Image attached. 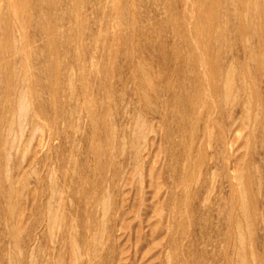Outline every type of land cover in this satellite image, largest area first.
I'll return each instance as SVG.
<instances>
[{"label": "rangeland", "instance_id": "obj_1", "mask_svg": "<svg viewBox=\"0 0 264 264\" xmlns=\"http://www.w3.org/2000/svg\"><path fill=\"white\" fill-rule=\"evenodd\" d=\"M135 1L141 4H136L137 6L133 7L134 13L137 15L135 19L137 21L139 18L141 19L138 24L145 22V26H150L151 23H146V20L150 18L151 22L154 23L152 27L154 25L155 28L157 27L156 30L148 26L149 31L153 30L150 31L151 36L156 33L153 36L156 41L152 39V43L150 40L148 43L153 46L159 44L157 48L147 44L148 39L144 36L145 40L142 36L140 37L145 43L142 44V39H138L140 35L138 36L137 32L134 33L132 26L129 27L131 29L129 32L131 37L135 35L133 43L136 42L135 46L140 45L135 47L132 40H130L131 43L126 40H129L130 37L127 35L129 32L124 31V28H127L128 25L126 18L124 16L123 18L122 15L125 14L123 11H127L130 7L128 0H117L116 2L115 15H120L124 22L119 19L121 22L119 23L120 31H118L119 27L116 28V25L109 32L111 33L108 36L109 40H112L111 37L115 40L112 48V61L111 57L108 60L107 56H102L104 49L102 50L101 40L103 38L97 42L94 41L99 33L97 26H100L99 28H102L101 25L104 26L100 22L104 19V16L101 12L97 13L92 4H88L87 1V3L84 2V9H81V13L83 12L81 17H88L84 30L86 31L84 39L88 43L84 40L82 46L83 52H85L84 60L88 59V63L85 62L87 69L83 78L80 79V72L75 63L77 61L74 56V49L70 48L73 45L69 44L66 39L64 43L63 39V45L59 46V60L63 63L62 68H67L73 76L74 91H78L77 93L80 96H82L81 89H84L87 94L89 93L86 103L96 115H94L97 118L95 125L89 121L86 111L80 112L81 114L73 112L74 119L68 120L74 103L68 99L70 90L67 87L64 88L63 84V87L61 85L60 88H64L66 91L61 89L58 94V98H62L60 99L62 104L57 103L55 105L54 99H52V96L50 97L49 89L46 87L48 83L44 79L45 74H40L38 70L35 71L38 67L44 65V63L42 64V61L44 62L42 57L46 54L40 56L41 58L38 59L40 62L35 60L36 62L29 64L30 67H34L31 69L35 71L37 77H44L39 80L34 75L33 83L36 87L38 82L36 91H38L42 105L46 103L43 105V107L45 106L44 114L41 115L33 106V99L31 116L33 117L35 114L34 116L38 117L39 120L34 118L40 122L47 118L48 122L45 119L44 121L49 124L52 122L53 125H49L52 132L59 128L64 133L59 130L54 132L63 134H54L56 136L51 147H46L41 142V146H43L40 147V144L37 143L40 153H38L39 155L35 154V156L37 155L35 159V156L32 155L33 152L28 154L26 152L25 157L21 156L22 152L17 153L22 160L21 158L18 159L16 152H14L15 156L13 154L11 157L13 159L10 160V171H13L12 173L17 177L18 171L15 169L17 166H14L22 162V169L24 168L23 172L25 174L21 172L22 176L24 175L23 179L18 178L16 181L19 191L18 196L21 194L20 197L22 198L14 196L13 201L10 200L13 203L20 201L18 204L15 203V206L18 205L17 208L20 206L24 211L19 207L23 212L21 214L20 211L21 216L19 214L16 219H8L9 216L7 218L9 198L6 196V188L3 187L5 185L4 179L0 180V264H235L236 261V264H238L240 262L238 254H240L241 260L244 257L246 258L243 261L244 263L247 262L246 264H264V71H258L257 60L255 61V59L249 57L250 52L248 53L249 47L255 45L254 48H257L258 51L264 42H259L256 36H251L249 38L250 43L252 42L251 46H244L242 43L245 44L246 41H239L233 46H223V49H219L222 54L224 53V56L221 55L220 65L225 68L229 64H234L238 68L240 75L239 77L236 76L235 85L237 87L239 84H236L240 81L239 78L245 81L246 85L250 87V91L253 88V91L248 94L254 95L251 96V99L255 102H251L253 108H251L253 111L251 115L254 118L249 119L250 122L248 119L245 122L248 123L249 127L245 125L242 127L243 129H240L241 131H238L245 138V141L243 138L237 144V151L226 155L220 151L219 136L228 133V126L234 119L242 118L244 104L240 101V103L236 102L231 106L229 105L231 108L226 105L227 108L224 104L225 107L221 104L220 100L217 102L216 99H219L220 96L219 90L214 94L209 85L211 81L209 75L211 73L208 74V72H210L211 65L208 67L210 63L208 58L201 57L200 62L196 61L197 59L196 62H193L192 58L184 57L186 58L184 59L183 56L179 57V55V59L174 54L187 49L186 37L182 38L185 31L181 30V28L183 29L182 22H184L183 5L185 0ZM188 1H191L192 4L195 2V0ZM57 3L51 9L45 8L44 3L43 11L46 12V15L43 17L45 20H55L60 27L64 26L63 28L70 29L72 24L75 25L73 21L70 22L71 13L69 14L70 11L68 10L70 9V0H57ZM158 3L160 4L157 9L156 5ZM180 13L182 16V18L180 17L181 21L178 20ZM140 14L141 16H138ZM120 16L118 18H121ZM159 17L169 22V24H160L159 21L162 19ZM95 21L99 24L96 25ZM176 21H179V23H176ZM122 23L127 26H123ZM180 23L182 26H178ZM63 28L62 30L65 31ZM95 30H98L97 33ZM161 30L163 33L160 32ZM122 31L125 33H122ZM233 33V36L236 35ZM122 35L123 37L124 35L127 36V38L125 37L126 41L123 40ZM136 35L138 38H136ZM232 35L231 37H233ZM90 39L94 40L90 42ZM122 41L130 44L126 43L125 45ZM93 42L95 46L97 45L96 47ZM42 44H45L44 39H42ZM90 44H92V47ZM160 44L162 46L165 44V50L164 46L162 47ZM114 50L118 52L116 53ZM140 50L141 52H139ZM132 52H135V56L137 55L136 57L133 56L135 59L132 57ZM148 52L151 58H149ZM122 54L127 56L124 55L123 58ZM141 54H145V56L143 57ZM63 56L66 60L63 59ZM141 56L144 58L146 66L152 65L151 69L149 66L147 68L155 76L153 78L154 76L151 75L154 83H156L155 89L159 92L155 91L160 94V98H158L159 95L156 93L154 106L152 105L153 110H151L152 108L149 110L146 105L144 106V103L139 101V95H137L140 76L136 72V62L133 61L143 60ZM146 56L149 57L146 58ZM250 58H252V61ZM96 60L101 62L97 64ZM105 60H108L106 65L108 70L111 68L107 75V77L109 76L108 79L107 77L102 79L105 78L103 77L105 74L101 73L102 61ZM109 61L111 64H108ZM147 62L150 64H147ZM208 68L209 71H206ZM201 71H205L204 74L201 73V77L199 76L201 81L203 79L205 82V77L207 81L210 78V81L208 83L206 81L204 87H201L203 90L205 89L201 93L203 95H201L202 99L200 101H202H199L200 104L198 102L196 104L191 101L196 96V94H193L197 91L194 83H196V78L198 80V74ZM63 74L62 72V77ZM192 79H194V83ZM42 85L47 89H44ZM0 93H2L0 95V102L2 103L5 99L2 87ZM49 98L52 99L51 102ZM219 110L222 112H219ZM227 111L229 114L226 113ZM45 112L50 114L47 115ZM62 114H65V116ZM138 117L145 119V124L148 123V130L152 128L155 131L156 135L151 134V131L148 133L150 137L147 144L149 158L152 157L155 161L152 159L148 163L141 162L142 166L139 165V162L136 164L137 168L141 167L142 170L138 168L135 171L133 167H136V160L131 155L133 152H130L132 151L130 148L133 147V143L130 142L132 140V142L138 143L140 140L143 142L142 139H146H139L134 133L136 130L135 121ZM73 120L76 122H73ZM69 121L73 122L72 125L75 126L73 130L69 127ZM111 122L112 127L116 126L115 129L118 133V136L116 133L117 137L114 140L115 144L118 146L120 142L123 146L125 145L122 147L121 152H118L116 145L114 147L117 151L113 150V143H110L113 152L109 149L111 137L108 138V136H110L109 127ZM106 125L109 126L106 127ZM29 127L31 129V124L24 132L25 139H28L31 134ZM133 134L138 138L137 140ZM154 137H156L155 140ZM121 140H124V142H121ZM153 140L154 143H152ZM92 143L98 144L101 149L100 154L102 153V155H99V158H95L92 153ZM118 147L120 148V146ZM109 156L116 163V167H112L114 163H111L112 159ZM144 159H146V155ZM30 161L34 163L31 165ZM25 165L26 167H24ZM26 185L28 186L26 187ZM52 185H54L55 190H53ZM23 189L25 192H23ZM241 195L245 196L247 208L252 211L248 210V213H245L242 210L239 202ZM49 198L53 201L54 208L59 206L58 218L53 224L48 223L49 217L46 212ZM241 217L243 221L241 223L244 225L238 223ZM244 217L245 219H243ZM18 218L21 220V222H18V227H20V231H18L19 239L22 241H20L21 243L18 242L20 249L15 245L14 240L13 245L9 233L12 223H15L14 220L19 221ZM245 220L249 225L245 223ZM21 224H23L22 227ZM238 230H241L240 233L243 232L240 235H243L246 239L240 240V235L237 234L239 233ZM243 240H245V243H243ZM242 247L245 249L244 251ZM15 248L17 251H15ZM16 252L19 254H15Z\"/></svg>", "mask_w": 264, "mask_h": 264}, {"label": "bare ground", "instance_id": "obj_2", "mask_svg": "<svg viewBox=\"0 0 264 264\" xmlns=\"http://www.w3.org/2000/svg\"><path fill=\"white\" fill-rule=\"evenodd\" d=\"M86 1L89 2L88 4H92V6L96 9V12L97 13L98 12H101L102 13V16H104V19H102L103 18L102 17L101 18L102 20L100 21L101 24H103L104 26L101 25L102 28H99L100 26H97L98 27V30H99V33L96 35V40L90 39V42H91V40H94V41L97 42L99 39H102L103 38L101 40L102 43L99 41L101 44H103L102 45L103 46L102 50L103 49L104 50L102 52V56H104V57L107 56L108 57V60H109V57H111V55H112L113 43L115 41V40H113L112 37H111L112 40H109V37L108 36H109V34L111 35V33H109L110 32V29L113 28V27L115 28V26L117 25L116 28L119 27V30L118 31H120V26H119L120 24L119 23H121L122 21L124 22V19L122 20V17L123 16L126 18V23L128 25L127 26V25H125V23H122V25L124 24L123 26H127V28H124L125 29L124 30L125 32L126 31L129 32V30H131L129 27L132 26L133 29H134L133 30L134 33L137 32L138 33L137 35L138 36L140 35L139 38L136 35L137 36L136 38H138L139 40L142 39V38L140 39L141 36L142 37L144 36L146 39H148V41L146 40L147 41V44H150V43H148L149 40L150 41L152 39L155 40L153 38V36L156 33L151 36L152 33L150 34V31L153 28L156 29L157 27L155 28V25L152 27V24H154V23L151 22L150 18H148L146 20V23H148V24L151 23L150 26L152 27V29L150 31H149V27H150L149 25L146 24L147 26H145V24H144L145 22H144L143 24L141 23L140 24L141 26H140L138 24V22H140L141 19L139 18L138 21L135 19V16L137 17V15H135L136 13H134L135 11L133 10V7H136L137 6L136 4H139L138 2L136 3L135 0H128L130 7L127 9V11H123L126 15L125 14L122 15V17L120 15H115V11H116V8H117V6H116L117 0H70L69 8L71 10L68 9L70 11L69 14L71 13L70 14L71 15V21L70 22L73 21L74 24H75V25L72 24V26H71L72 28L70 27V29H65V28H63L64 26L63 27L62 26L60 27L58 24H56V21L55 20H52L51 21L49 19V17H48L49 20H45V18L43 17V16L46 15L45 14L46 12L44 13V11H43L44 5H45V8L48 7L49 9H51V8L54 7L55 4H58L57 3V0H0V75H1L0 76L1 77L0 78L1 79V81H0V89L2 87V89L4 90V93H5L4 96L2 95L3 97H5V99L3 100L2 103L0 102L1 103V105H0V180L2 181L4 179L3 181H4V184L5 185H3V187L6 188V196L9 198L8 199V215H7V218H8V216L10 218H8V219H16V217H18V215L20 214V211L23 210V209H21L20 206L19 207H20L21 210L19 209V207L18 208L16 207L18 205L15 206V203L18 204V202L20 203V201H18V202L16 201L15 203L12 202L13 201L12 198H14V196L19 197V198H22V197H20L21 194H20V196H18L19 191H18V187L16 185V181L18 180V178L20 180L23 179V176H24V175L22 176V174H21V172L24 173L23 172L24 171L23 170L24 168L22 169V165H23L22 162L21 163H18V164H16L14 166V167L17 166L15 168L18 171L17 177H15L16 175L12 173L13 171H10V168H11V166H10L11 165L10 160L13 159V158L11 159L12 155L14 154V156H15V153L14 152H16V156H17L18 155L17 153L22 152L21 153V156L22 157H25V155H26L25 153L26 152H27V154L29 152H33L32 155L35 156L36 153L37 154L40 153L39 152L40 150L38 148L39 146H37V143L40 144V147H42L43 145L46 146V147H51L53 139L59 133V132L57 134L54 133L56 130H59V128L56 129L53 132L51 131V129L49 128V125L52 122L50 124L49 123H46L45 121H47V118L45 119L43 117L45 119V121L43 119V121H42L43 123H42V122L38 121L39 120L38 117H35L34 116L35 114L33 115V117L31 116V112H33V111H31V109H32L31 108V105H32L33 99H34L33 106L36 107V110H38L39 114H41V115L44 114V111H45L44 110V107L45 106L43 107V105L46 104L45 103V104L42 105V101L39 98L40 96L38 95V91H36L37 83L38 82L36 83V87H35V85L33 83V76L36 75L35 74V71L38 70L40 74H43V73L45 74V78L43 76L42 77L44 79H46V81L48 83V84H46V87L49 89L50 97L52 96V99H54L55 105L57 103L58 104L61 103L60 102V99H62V98L60 96H59L60 98H58V94L61 91V89H64L65 87H67L70 90V92H69V98L68 99H70L71 102L74 103V104L72 103L74 107L72 106L73 107L72 110L70 109L71 110V114L69 115L70 117H68V120L69 119H74L73 118L74 113H76V112L77 113L78 112L79 113L80 112L82 113L84 111H86V113H87L86 116H88V118L90 119L89 121H91L92 124L95 125V122L97 120V118L95 117L96 115L93 113V110L86 103L87 100H88V96H89L88 94L89 93L87 94V92L84 89H81L82 90V92H81L82 93L81 94L82 96H80V94L77 93L78 91H76V92L74 91V89H73L74 88L73 76L70 73V71L67 70V68H65V67L62 68L63 67L62 66L63 63H62V61L59 60V58H60L59 46L63 45L62 44L63 43V39H64V43H65V39H66L69 42V44L73 45L70 48L74 49V56L76 57V61H77L75 63L77 64V66H78L77 69L80 72V79L83 78L84 74L86 75L85 72H86L87 67H86L85 62L88 59H85L84 60V53L85 52H83L82 46H83L84 42L86 41L84 39V33L86 31H84V30L86 28V23L88 22V17H84V18L81 17V15L83 13V12L81 13V9L82 10L84 9V6H85V3L84 2H86ZM157 1H159V0H157ZM190 2L188 0H185V4L183 5L184 6L183 7L184 8V10H183L184 11V13H183L184 22H182L183 29L181 28L182 31L184 30L186 32V34H185V32H183L182 38H185L186 37L185 38V42H187V44H186V46H187L186 48L187 49H184L182 51L180 50L181 52L178 51L180 53H177L176 51H174V52H176L174 54H176L177 57L180 55L179 57L183 56V58L184 57H186V58H192L194 60L193 62H196V61H199L200 62V60L202 59L201 57L208 58V60L210 61V63L208 64V67L211 65L210 66V72H208V74L211 73L209 75V77L211 76V81H210V78H208L209 81H210L209 85H210V89L213 91L214 94L217 93V91L219 90V95L220 96H219V99H216L217 102H219V100H220L221 101V104L222 105L224 104L225 106L226 105H228V106L230 105L231 106V105H233L236 102H239L240 103V101L243 102L244 109H243L242 118L241 119H238V120L234 119L233 121L231 120L232 122L230 123V126H228V133L225 135L222 132L223 133L222 136L221 135L219 136L220 137V140H219L220 141L219 142L220 143V147H219L220 148V151H222L226 155L227 154L228 155L229 154H233L234 152L237 151V146H238L237 144L240 143V141L243 140V138H244L243 136H241V134H239L238 131L240 129H243L242 127L245 126V125L249 127V125H247L248 123H245L246 120L248 119V121H249V119L251 120V118H254L251 115L252 112H253L251 110V108H252L251 107V102H254V100L251 99V96H254V95H251V94L249 95L248 94V93H250V92L253 91V88H251L252 90L250 91V89H249L250 87H248L246 85L245 81H243L241 78H239V80H240V81L238 80L239 82H236V84L239 83L240 86L238 84L237 87H236V85H235V81H237L236 76L238 75V77H239V75H240L239 74V71H238V68H236V66H234V64H229L225 68L222 67L220 65V58H221V55L224 56L223 55L224 53L222 54L220 52L221 50L219 51V49H223L222 48L223 46H227V47L228 46H233L236 42L239 43V41H241V42H245L246 41L245 44L244 43H242V44L244 46H247V47L248 46H251L250 44H252V42L250 43V40H249V38H251V36H256V38H257V40L259 42L260 41L264 42V0H195V2H193L194 4H192ZM160 3H158L156 5L157 6V9L159 8V4ZM139 5H141V4H139ZM65 7H67V6H65ZM90 16L92 17V14ZM119 16L121 18H118ZM138 16H141V14L138 15ZM156 16H158V15H156ZM178 16H179L178 20L180 19V17L182 18L181 13ZM43 18H44L45 21L43 20ZM53 19H55V18H53ZM96 19H98V18H96ZM119 19H120V21L121 20L122 21L120 22ZM160 19H162V18H160ZM176 19H177V16H176ZM181 20L182 19H180L179 21H181ZM179 21L178 22L176 21V23H179ZM57 23H58V21H57ZM94 23H96V25L99 24L97 21H95ZM159 23L160 24L162 23V24H165V25L166 24H169V22H167V21H165L163 19L161 21H159ZM174 25H177V24H174ZM179 25H181V23L178 24V26ZM62 28L66 31V33H65V31L62 30ZM174 28H176V27H174ZM136 29H137V31H136ZM98 30H95L96 33H97ZM115 31H117V29H115ZM124 31H122V33H125ZM160 32H162V30ZM232 32H234L236 35L233 36L232 35ZM158 33H159V29H158ZM249 34H251V35H249ZM127 35L130 37L129 40L126 39L127 36H125V35H124V37L122 35V37L124 38V39L123 38L122 39L124 41L127 40L129 42H130V40H132V43H133L134 38H135L134 37L135 35L131 37L130 32ZM179 35H180V33H179ZM231 35L233 37H231ZM131 38H133V39H131ZM145 38H144V40H145ZM42 39H44V43H45L44 45L42 44ZM139 40H137V41H139ZM254 40H251V41H254ZM67 41H66V43H68ZM152 41H151V43H152ZM248 41H249V43H248ZM129 42H123L122 41V43H124L125 45H126V43H129ZM141 42H142V44H145V43H143V39L141 40ZM135 43H133L134 45L133 44L132 45L135 46L136 45ZM163 43H164V41H163ZM257 44H258V42H257ZM71 45H67V46H71ZM90 45L92 47V44H90ZM132 45H131V47H132ZM139 45H137V46H139ZM151 45L152 44H150V46ZM158 45L159 44L154 45V46H156V48H157ZM261 45H262V47L258 51H257V48H254L255 45L252 46V47H249L250 49H249L248 53L250 52V56L249 57H252L253 59H255V61L257 60V63H258V68L257 69H259L258 71H261L262 70L261 72H263L264 71L263 70L264 69V49H263L264 48V43H262ZM94 46H95V43H94ZM137 46H135V47H137ZM154 46H153V48H154ZM160 46H162V45L160 44ZM163 46L162 47L165 50V47H166L165 44H163ZM144 47H147V46H144ZM149 48L151 49V47H149ZM224 48H226V47H224ZM227 49H226V51H228ZM114 51L116 53L118 52L116 50H114ZM158 51H161V50H158ZM245 51H246V49H245ZM135 52H132V57L135 56ZM139 52H141V50ZM164 53H166V52H164ZM137 54H138V52H137ZM148 54H149V52H148ZM171 54H169V56ZM41 55H45L44 57H42L44 59V62L42 61V64L44 63V65L42 67H38V69L35 68L36 70L34 71L33 69H31L33 66L30 67L29 64L31 65V62H34L35 60L37 61L39 58H41L40 57ZM122 55H123V58L125 56H127L125 54H122ZM172 55H171V57H172ZM142 56L144 57L145 54L142 55ZM142 56H141V58H143ZM226 56H228V55L226 54ZM87 57H88V55H87ZM120 57H121V55H120ZM130 57H131V55H130ZM135 57H133V58L135 59ZM139 57H140V55H139ZM148 57L146 56V58H148ZM90 58H91V56H90ZM115 58H116V56H115ZM117 58H118V56H117ZM146 58H145V60H146ZM149 58H151V55H150ZM186 58H184V59H186ZM252 58H250L251 61H252ZM63 59H65L64 56H63ZM130 59H132V58H130ZM91 60H93V59H91ZM38 61L40 62V60H38ZM107 61L106 60L105 61H102V63H103V64L101 63L102 64L101 65L102 68L99 67V66H97L98 68H101L102 69L101 73L103 72L105 74V76H103L105 78H102V79H106L107 75L109 74V70L111 69L110 68L108 70V68L106 66L107 65ZM111 61H112V57H111ZM203 61H204V59H203ZM205 61H207V60H205ZM100 62L101 61H97V64H99ZM109 62H108V64H111V62L110 63ZM133 62L134 63L136 62V64H135L136 66L135 65H133V66H135L137 68V71L136 72L140 76L139 77L140 78V84L138 85V89H137V93H138L137 95H139L138 98L140 99L139 101L143 102L144 103L143 104L144 106L146 105V107H149L148 108L149 110L151 108H152L151 110H153V106H154L153 105V102H154V98H155L156 93H157L156 91H158V90L155 89V87H156L155 84L156 83H154V80L152 79V76H154V75L151 74L150 71H149L151 69V66L152 65L151 66L148 65L150 67V69L147 68L148 66H146V62L144 61V58H143V60L142 59H137V61H133ZM148 62H147V64H150ZM150 62H151V60H150ZM87 63H88V61H87ZM97 64H95V65H97ZM157 64H158V62H157ZM184 64H185V61H184ZM194 64H197V63H194ZM206 65H205V67H206ZM255 65L257 66V64H255ZM73 69H74V67H73ZM138 69H139V71H138ZM195 69H196V67H195ZM92 70H94V69H92ZM206 71H209V68ZM62 72L64 73L63 74L64 75L63 77L61 76V73ZM139 72H140V74H139ZM151 72H152V70H151ZM203 72L205 73V71H203ZM203 72L202 71L199 72V74H198V80H196L197 78L195 79V82L196 83H194V79H192L193 80V83L196 84L195 87H197V91L195 93L193 92V94H196V96L195 97L193 96L194 99L191 98V99H193L191 102H194L196 104H197V102H198V104H200L199 101H200V99H202V96L201 95H203L201 93L205 90V89L203 90L202 88L204 87V84L207 81V78L206 77L204 78V79H206L205 82L203 81V79H202L203 82L201 81V78H200L201 76L200 75H201V73L204 74ZM133 73H135V72H133ZM196 73H197V71H196ZM263 74H264V72H263ZM206 76L208 77L207 74H206ZM251 76H252V74H251ZM42 77H40V76L37 77V75H36V78H38L39 80H41L40 78H42ZM108 78H109V76L107 77V79ZM153 78H155V76ZM209 81H207V83ZM80 83H81V81H80ZM184 83H186V82H184ZM62 84L64 85V88H60ZM63 85H62V87H63ZM42 87H43V85H42ZM79 87H81V85H79ZM252 87H253V85H252ZM43 88L44 89H47L45 87H43ZM40 89H41V87H40ZM254 89H256V88H254ZM38 90H39V87H38ZM64 91H66V90L64 89ZM123 92H125V91H123ZM188 92H190V91L188 90ZM240 92H242V93H240ZM255 93H256V91H255ZM1 94L2 93H0V95ZM204 94H205V92H204ZM157 95H159L157 97L160 98V94L157 93ZM175 97H177V96H175ZM57 99H58V102H57ZM176 99H178V98H176ZM49 100H50V98H49ZM51 100H50V102H51ZM155 101H156V99H155ZM85 103H86V105H85ZM63 104H65V103L63 102ZM196 104H195V106H196ZM50 105H53V104H50ZM180 105H182V104H180ZM69 108H70V106H69ZM54 110H55V107H54ZM219 112H222V111L219 110ZM230 112H232V111H230ZM63 113H65V112L63 111ZM149 113H151V112H149ZM226 113L229 114L228 111ZM48 114H50V113H48ZM36 115L38 116L37 113H36ZM41 115H40V117H42ZM62 115L65 116V114H62ZM34 117L37 118L38 120H36ZM58 117H59V115H58ZM51 119H52V117H51ZM56 120H57V118H56ZM75 120H73V122H76ZM54 121H55V119H54ZM69 122H70L69 127L72 128V129L70 128L71 130H73L75 128V126L72 125L73 122H71V121H69ZM30 124H31V129H30V127H29V129L31 130V134H30V136H29L28 139L27 138L25 139L24 138V132H26L25 130L27 129L28 126H30ZM46 124H48V125H46ZM76 124H78V123H76ZM52 125L53 124H51L50 126H52ZM147 125H148V123L145 124V119L143 120V118L141 119L140 117H138V119L135 121V129L136 130H135L134 133H135L136 137H138L139 139L140 138L141 139L142 138H146L145 140L142 139L143 142H141V140L138 143L132 142V140L130 142V143H133V147L130 148V150L132 149V151H130V152H133L131 155L134 156V158L136 160L135 161V165L137 163H139V162H140L139 165H141V162L148 163V162L152 161V159H154L152 157L149 158V152H148V149L149 148H148L147 144L149 143V137H150V135H148V133L151 131V134H154V135H156V134H155V131L152 130V128H150L151 130H148L149 127ZM107 126H109V125H106V127ZM109 128H110V131H109L110 136H108V138L111 137L110 138V142H109V147L111 145L110 143H113V147H114L116 145L115 144L116 142L114 140L116 139L115 137L118 136V133H117V131L115 129L116 126L115 127H112V122H111V126ZM80 130H81V128H80ZM107 130H109V129H107ZM59 131L61 132L62 130H59ZM94 131H97V130H94ZM107 132H106V134H107ZM63 133H59V134H63ZM116 133H117V136H116ZM54 134H56V135H54ZM245 134H246V132H245ZM135 135H134V138H136ZM138 138H136V140ZM155 138L156 137H154V140H155ZM24 139H25V141H24ZM124 140H125V138H124ZM124 140H121V142H124ZM154 140H153L152 143H154ZM108 141H109V139H108ZM244 141H245V138H244ZM40 142L43 144L42 146H41V143ZM118 142H119V140H118ZM93 143H92V146H91L92 147V153H93V155H94L95 158H97V157L99 158V155H102V153L100 154L101 149L98 146V144H93ZM119 143H118V146H120V148L117 145L115 147L118 148V150H119L118 152H121L122 151L121 149H123L122 147H124L125 145L123 146L122 143H120V144ZM127 143H129V142H127ZM129 146L131 147L132 145L130 144ZM115 147H114L113 150L114 151L115 150L117 151V149ZM106 148H107V145H106ZM109 149L111 150V147ZM125 151H126V149H125ZM111 152H113V151L111 150ZM116 153H114V154H116ZM145 155H146V159H144V156ZM19 156L20 155H18V159L21 158ZM103 156H105V155L103 154ZM36 157H37V155L34 157V159ZM134 158L131 157L132 160H134ZM21 160H22V158H21ZM154 161H155V159H154ZM32 163H34V162H31V165H32ZM111 163L112 164L114 163V166H112L113 168L117 166V165L115 166L116 163L113 161V159H112V162ZM24 167H26V165ZM99 167H101V166H99ZM133 168H135V171H136V170H138V168H141V167H138L137 168V165H136V167H133ZM141 170H142V168H141ZM19 174L21 175V177H20ZM2 176H3V178H2ZM22 183H23V181H22ZM27 186L28 185H26V187ZM52 187H53V190H55L54 189V185H52ZM23 192H25V190ZM54 194H56V193H54ZM54 194H52V195L54 196ZM238 195H239V193H238ZM245 199H246L245 196L244 195H241L239 202H240V205H241L242 210L246 213L248 210L250 211L251 209L250 208L249 209L247 208V202H246ZM19 200H21V199H19ZM237 200H239V199L237 198ZM52 204H53V201L50 200V198H49V200L47 202V206H46L47 216L49 217V222H48L49 224H53V223H55L57 221L58 213H59V208H58L59 206L54 208ZM57 208H58V210H57ZM103 210H105V209H103ZM21 214H23V212ZM21 214H20V216H21ZM241 214H243V212H241ZM245 217H246V215H245ZM245 217L243 219H245ZM241 219H242V217L240 218V222H238V223H241V221H242ZM18 220H19V218H18ZM14 221H15V223H12V227H11V229H9V233H10V235L12 237V243H13V240H14L15 245L18 247V246H20V245H18V242L21 241L19 239V236L20 235L18 234V231H20L19 230L20 227H18L19 226V223L18 222H21V220H19V221L14 220ZM14 221H12V222H14ZM8 222H9V220H8ZM6 223H7V221H6ZM245 223H247L249 225V223L246 222V220H245ZM9 224H10V222H9ZM241 224H243V223H241ZM22 225L23 224H21L20 226L22 227ZM245 230H246V228H245ZM240 231L238 230L237 232H239V233H237V234L240 235L241 233H243V232L240 233ZM28 234H29V232H28ZM26 236L28 237V235H26ZM29 237H30V235H29ZM239 238L242 241V239L245 238V237L243 235H240ZM240 240H238V241L241 242ZM244 241L245 240H243V243H245ZM240 244H242V243H240ZM13 245H14V243H13ZM243 247H245V246H243ZM18 249H20V248L18 247ZM239 249L242 251L241 248H239ZM245 249H246V247H245ZM245 249L243 248V251ZM15 251H17V249ZM19 252H20V254H22L21 251H19ZM239 253H240V251H239ZM246 253H247V250H246ZM15 254H19V253L16 252ZM239 256H240V254H238V258L240 260V262L238 264H246L247 262L246 263L243 262V261H245L244 259H246V258L243 256L244 259L241 260V258ZM236 262H235V264H236Z\"/></svg>", "mask_w": 264, "mask_h": 264}]
</instances>
